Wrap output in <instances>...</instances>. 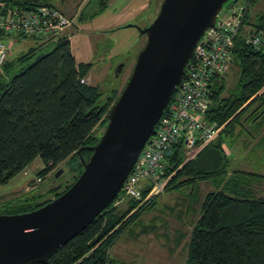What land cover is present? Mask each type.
Returning <instances> with one entry per match:
<instances>
[{
	"label": "trees",
	"instance_id": "16d2710c",
	"mask_svg": "<svg viewBox=\"0 0 264 264\" xmlns=\"http://www.w3.org/2000/svg\"><path fill=\"white\" fill-rule=\"evenodd\" d=\"M108 1L99 0L98 11L107 8ZM258 2H262V8L253 13ZM0 3L49 4L38 0ZM89 3L80 10V20ZM245 19L253 29L264 25L263 0L249 1ZM244 37L241 30L231 52L232 61L239 68L235 86L226 89L223 75L210 86L206 118L222 126L218 138L194 156L181 144L173 145L166 154L164 175L170 176L166 190L200 181L213 186L205 194L192 225L183 264H264V195H257L251 184L252 177L264 176L229 170L221 139V133L234 130L253 107L246 118L254 113L264 114V53L246 44ZM91 68V62H76L67 35L31 46L1 64L0 184L36 157L45 164L38 174L41 179L62 165L68 168L70 179L62 189L54 184L3 203L0 214L28 212L44 205L64 192L82 172V160L88 161L92 155V147L106 129V114L122 89L101 91L89 83L87 75ZM48 192H53L52 198H41ZM146 192L142 190L143 197ZM155 199L141 206L132 198L119 204H114V199L47 261L30 264H118L110 258L111 247L145 211L153 208Z\"/></svg>",
	"mask_w": 264,
	"mask_h": 264
},
{
	"label": "water",
	"instance_id": "95a60500",
	"mask_svg": "<svg viewBox=\"0 0 264 264\" xmlns=\"http://www.w3.org/2000/svg\"><path fill=\"white\" fill-rule=\"evenodd\" d=\"M228 1L162 0L148 26L124 25L136 27L146 42L106 114V129L64 192L34 210L0 214V264L47 261L114 200L171 100L196 43L214 27Z\"/></svg>",
	"mask_w": 264,
	"mask_h": 264
},
{
	"label": "rangeland",
	"instance_id": "374dc122",
	"mask_svg": "<svg viewBox=\"0 0 264 264\" xmlns=\"http://www.w3.org/2000/svg\"><path fill=\"white\" fill-rule=\"evenodd\" d=\"M38 1L40 3L47 2L61 10L70 19L68 26L73 23L72 17L74 14H80V10L85 7L88 1H90L89 6L82 14L81 20L88 21L90 19L88 16L93 12H97L100 7L99 0ZM128 1L109 0L107 9L109 11L118 10L122 5L128 3ZM150 1L151 3L146 10L142 11L138 16L131 18L127 24L132 23L142 28L148 26L158 13L159 7L156 9V3L160 6L162 0ZM261 8L262 2L256 3L253 8V13L260 11ZM100 13L98 11V14ZM78 23L79 21L76 18L74 23L75 27L78 26ZM95 27V22H93L91 24V31L84 30L83 33L89 36L92 43H96V53L98 54L96 57L99 55H110V49L116 43L114 42L115 39H122V43L125 45L119 51L120 53L114 55L111 61H109L111 64L109 73L105 74L103 72L102 66L105 61L98 59L96 64H93L94 66L90 72V83L97 85L101 91H107L114 87L121 89L130 76L136 56L146 42V36L140 35L136 27H121L117 30L115 27L113 30L98 29ZM64 29L55 38L65 34V32L63 33ZM252 29L253 27L246 23L244 17L241 28L242 32L246 35ZM114 30L118 32L115 37L112 34ZM128 33H133V36L129 39L130 44H127L126 39L123 41V36ZM0 42L10 44L7 47L6 57L3 62L7 58L13 59L17 57L21 49L26 51L28 44L31 45L32 42L33 44L31 46L45 43L40 38H16L14 35L1 36ZM119 66H121L120 70H118ZM238 74L239 68L232 61L231 57L228 69L222 76L226 89L235 86ZM253 127L251 121L247 122L246 125L240 123L231 132L221 133V139L230 170H243L264 175V133L258 129H253ZM191 153V156L196 155V152L195 154L193 152ZM44 168L45 164L40 158L36 157L23 170L8 179L7 182L1 183L0 205L10 200L18 199L23 195H28L32 191L49 188L54 184H59L60 187L62 186L60 189H62L63 185L70 179L69 170L63 165L58 169L56 168L57 170L49 171L41 179L38 174ZM60 170L61 173L56 176V173ZM256 182L262 183V187L257 190L258 192L256 194L258 195L261 191L264 192V182ZM256 182H253V184L255 183L257 185ZM212 189V184L207 181L198 182L196 185L183 186L179 189H165L155 199L153 208L145 211L119 236L110 249V258L115 259L118 264H183L186 259L192 225L199 216L201 202L205 194ZM52 197L53 192H48L41 198L47 199ZM142 224L146 227L143 231Z\"/></svg>",
	"mask_w": 264,
	"mask_h": 264
},
{
	"label": "built area",
	"instance_id": "2783aa9c",
	"mask_svg": "<svg viewBox=\"0 0 264 264\" xmlns=\"http://www.w3.org/2000/svg\"><path fill=\"white\" fill-rule=\"evenodd\" d=\"M249 1L229 0L217 14L214 27L208 28L196 43L171 100L122 184L119 197L114 198V204L126 198L137 200L138 206L149 204L165 191L170 179L164 171L166 154L173 145L181 144L195 153L221 131L222 126L206 118L210 86L228 69ZM69 24L70 19L53 5L0 3V36H26L49 42ZM244 39L246 44L264 53V25L252 29ZM8 45L0 42V65ZM143 189L147 191L144 197Z\"/></svg>",
	"mask_w": 264,
	"mask_h": 264
},
{
	"label": "crops",
	"instance_id": "0c3cea01",
	"mask_svg": "<svg viewBox=\"0 0 264 264\" xmlns=\"http://www.w3.org/2000/svg\"><path fill=\"white\" fill-rule=\"evenodd\" d=\"M150 3H151L150 0H129L128 3H125L124 5H122L118 10L116 9L114 11H109L107 8H105L103 11H101L100 14L95 15L94 17L88 19V21L80 20L79 14H74V16L72 17L73 23L70 26H68L66 29H64L63 33L65 32V34L63 35L64 36L67 35L69 37L71 51H72V54L76 62H91L92 68H93V66L96 64V61L100 59L101 61H105L104 65L102 66L103 72L105 74L109 73L111 69V64L109 63V61H111L114 55L120 53L119 51L123 49L125 44L122 43V39H119V40L115 39L114 42L116 43L110 49V55L108 56L99 55L96 57V55H98L96 53V43L94 42L92 43L89 36L83 33L84 30L91 31V24L93 22H95V26H96L95 28H98V29L113 30L115 27V29L117 30L118 28H121V27L129 28V27H124V25L131 18L138 16L142 11L146 10V8L150 5ZM155 6L157 9L159 7V4L157 5L156 3ZM156 9H155V12H156ZM76 18L78 19L79 23H78V26L75 27L74 23H75ZM130 27H133V26H130ZM117 33L118 32L114 30L112 34L115 37ZM132 36H133V33L126 34L125 36H123V41H125L126 39V41L128 42L127 44H130L129 39H131ZM16 38H19V37H16ZM29 45L30 44H28V48H29ZM23 50L24 49H21L19 52L22 53L24 52ZM92 68L90 69L87 75V81L89 83H90V72ZM256 116L258 117L256 118ZM249 121H251L252 125L256 127V128L253 127V129H258L264 133V114L258 115L254 113L253 115H251L250 118L244 117L240 123H243L246 125V123ZM240 123H238L237 125H239ZM218 135L214 138L213 141H215L218 138ZM245 172H248V171H245ZM252 173L264 176L260 173H256V172H252ZM256 181L264 182V177H252L251 184H252V187L255 193H257L258 192L257 190L260 187H262V183H257ZM200 182H203V181H200ZM253 182H256L257 185L255 183L253 184ZM258 195L259 196L264 195V192L261 191V193Z\"/></svg>",
	"mask_w": 264,
	"mask_h": 264
}]
</instances>
